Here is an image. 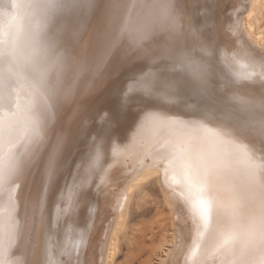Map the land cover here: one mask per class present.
<instances>
[{"label":"bare ground","instance_id":"1","mask_svg":"<svg viewBox=\"0 0 264 264\" xmlns=\"http://www.w3.org/2000/svg\"><path fill=\"white\" fill-rule=\"evenodd\" d=\"M228 1L224 22L217 21L213 26L205 0L194 1L197 2L194 9L197 13L202 11V15L192 23L188 21L184 0H175L171 7L178 18L175 24L165 14L167 0H101L96 27L82 49L73 51L76 29L72 26L64 31L60 37L61 49L66 50L69 67L63 74L61 87L71 89V94L55 109L39 150L14 177V182L6 180L0 187V246L4 249V259L11 251L12 264L36 263L39 222L50 198L46 199L53 178L48 170L49 155L61 141L57 152L59 163L82 105L95 98L96 91L115 74L126 71L133 60L143 59L146 66L126 82L123 92L124 97L134 94L137 99L145 98L149 102L140 110L128 134L112 140L108 159L103 158L104 135L92 144L76 186L68 189L65 209L58 202L52 211V235L62 215H66L67 224L62 240L55 248L50 246L47 261L49 264H111L133 192L155 176L170 218V234L164 240L167 246L163 247L157 264H241L240 249L249 240L250 264H264V251L258 239L251 237L258 230L253 217L259 218L264 211V188L240 162L239 153L229 143L234 138L226 134L227 128L222 123L231 107L228 98L234 93L264 97V79L258 66L264 63L261 23L264 0ZM17 3L24 4L27 0ZM11 5L12 0H0V47L4 51L10 48L17 24L13 19L17 9ZM109 5L113 6L111 18L106 15ZM19 15L29 31L43 21L40 9L21 8ZM118 21H126L139 31L120 36L116 31ZM52 30L50 27L55 35ZM207 34L212 36L209 38ZM141 36L145 38L141 40ZM137 42L143 48L136 47ZM199 43H204L210 53L203 56L211 72L204 86L175 67L183 55L181 50H191ZM202 55L188 53L189 58L200 59ZM159 59H163L165 66L155 64ZM241 64L247 67L241 68ZM5 66L0 64V71ZM238 72H254L255 76L250 82L237 83ZM56 75L54 70L53 77ZM129 86L134 90L129 92ZM9 92L11 110L17 114L10 117L6 99L0 104V116L5 122L10 118L17 121V135H24V128L31 123L26 107L31 103L28 84L17 81L10 90L4 89L6 97ZM243 142L254 147L258 163L264 161V139L248 136ZM96 173H99L96 184L100 196L87 205L86 219L79 224L78 202L73 193L87 186ZM193 199L211 202L212 217L207 227L193 212L190 206ZM228 234H233L236 240L225 243Z\"/></svg>","mask_w":264,"mask_h":264},{"label":"snow or ice","instance_id":"2","mask_svg":"<svg viewBox=\"0 0 264 264\" xmlns=\"http://www.w3.org/2000/svg\"><path fill=\"white\" fill-rule=\"evenodd\" d=\"M101 0H27V3H17L12 0L11 7L17 9V15L13 19L17 21L15 31L10 40V48L4 51L0 47V64L6 65L0 71V104L8 99L10 117L17 113L12 112L9 96L4 95V89H11L17 81L24 80L28 84L31 103L27 111L31 115L30 127L24 128V135H17V121L9 119L7 122L0 116V187L7 180L14 182V177L22 171L25 163L39 150L44 140V130L48 127L50 119L55 115V109L59 103L67 99L71 89H63L62 77L69 67L66 50L61 49V35L67 27V21L73 17L93 15L99 9ZM175 0H167L164 7L167 10L166 16L175 24L178 18L171 11ZM21 8L40 9L43 17L41 24L34 30H26L23 24V16L19 15ZM9 15H12L9 12ZM106 15L110 18L113 15V6L109 5ZM57 21H64L55 35L50 32ZM155 23V22H153ZM117 34L120 36L134 35L138 29H133L126 21L117 22ZM141 36L140 39H144ZM143 48L139 42L135 44ZM183 55L177 60L175 67L189 74L199 86L208 83L211 75L210 67L203 59L210 53L204 43L195 44L191 50L182 49ZM200 52L203 56L200 59L188 57V53ZM256 65L253 64V67ZM261 78L264 79V63H260ZM241 68L247 65L241 64ZM58 75L53 77V71ZM254 72H238L237 83L252 81ZM140 81H137L139 84ZM134 87L129 86V92ZM155 90L153 89V92ZM149 94H152L151 92ZM230 110L224 116L222 123L227 128V135L233 137L229 143L233 144L239 153L240 162L249 170L250 176L261 187L264 188V161H260L255 155L254 147L243 142L248 136H259L264 139V97L255 98L242 96L234 93L229 98ZM61 141L57 142V149L48 158L49 174L54 176L57 168V152ZM18 186V185H17ZM12 197L9 195V201ZM193 212L198 214L205 224L210 223L212 217L211 202L204 199H193L190 204ZM14 211V209H12ZM253 224L258 230H254L251 237H256L264 251V211L259 218L253 217ZM15 227V225H13ZM250 237V239H251ZM71 240V237H69ZM233 234H228L225 243L235 241ZM249 241L240 249L239 259L241 264H250L252 250L248 247ZM0 264H12V253L9 252L7 259H4V249L0 246Z\"/></svg>","mask_w":264,"mask_h":264},{"label":"rangeland","instance_id":"3","mask_svg":"<svg viewBox=\"0 0 264 264\" xmlns=\"http://www.w3.org/2000/svg\"><path fill=\"white\" fill-rule=\"evenodd\" d=\"M194 1L196 0H184L186 6H188L187 18L189 23H192V21H199L202 15L200 13L202 11L197 13L194 9V6L197 4V2ZM205 2L208 3L210 7L211 12L208 14L212 19L211 25L215 24L217 21L224 22L225 17L228 15L230 2L228 0H205ZM99 12L100 11L98 9L93 15L81 16L78 23H76L77 17H73L66 22V30L68 28L70 29L72 26L76 29L74 34L75 38L72 40L73 51H78L83 48L87 38L96 27ZM64 23V21H57L52 32L56 33V30ZM261 23L264 25V10L262 13ZM211 25L208 24V28H210ZM207 35L206 36L209 38L212 36V34ZM187 48H189V45ZM198 53L202 55V53ZM162 60L163 59H159L155 64L160 63L161 66H165V64L162 63ZM133 61L134 62H132L131 65L125 69L126 71H120L115 74L116 76L114 75L110 81L102 85L94 95L97 96L83 104L80 108L83 112L78 111L80 113H77L78 115H76V117H79L78 119L80 120L75 118V123L72 125L73 129L71 128V132L68 133V138L62 148V153L60 154L57 167L60 171L57 169L55 171V175L53 176L51 182L53 186L50 185L49 190L51 191L48 190L49 192L47 193L46 199L50 198L46 200L45 206L43 207L42 213L44 215L41 213L39 233L37 243H35L37 264H49L47 259L49 257L48 251L50 246L55 248L56 244L62 240L65 226L67 224V217L66 215H62L60 217L58 225L55 227V231L52 235L51 231L54 229V225L52 224V211L58 205V202L59 205L62 204V209H65L68 189L70 187L74 189L76 186V182L79 180L84 164L91 152L92 144L104 135L105 139L101 140V144L103 145L106 155L103 156V158L108 159L110 156L109 145L112 140L114 138H123V136L128 134L131 128L135 125L140 110L143 109V106L149 102V100L145 98L142 100L137 99L134 94L129 95V98L124 97L125 94L123 89L126 82L133 78L135 73L142 70L147 64V62L143 59H136ZM84 111H87L88 113H85ZM84 118H86V122ZM76 127H78V129ZM56 173L58 174L56 175ZM98 176L99 173H96L91 177L87 186L73 193L74 200L78 202L77 213L79 217L77 221L79 224L83 223L86 219L85 209L87 205H89L90 202H95L100 196V190H98V185L96 184ZM156 181V177L152 176L148 181L143 183L133 192L128 205L126 218L122 229L117 236V249L111 264L158 263L160 255L163 253L162 250H164L167 246V244H164V240L170 234V218L168 207L163 200L162 192L158 187V182Z\"/></svg>","mask_w":264,"mask_h":264}]
</instances>
